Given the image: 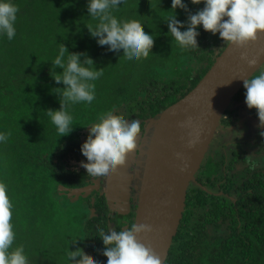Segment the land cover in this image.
Here are the masks:
<instances>
[{
    "label": "trees",
    "instance_id": "obj_1",
    "mask_svg": "<svg viewBox=\"0 0 264 264\" xmlns=\"http://www.w3.org/2000/svg\"><path fill=\"white\" fill-rule=\"evenodd\" d=\"M13 2L19 8L16 36L11 41L0 37V132L10 133L0 143V183L6 185L13 205V248L23 246L29 264H68L72 250L106 264L100 235L109 231L112 219L106 204L93 205L95 215L87 217L81 204L60 195L61 188L82 189L89 183L90 177L69 168V161L80 160L81 145L92 131L89 126L109 115L143 120L141 128L156 123L164 110L196 87L226 48L225 42L211 40L200 27L198 47L183 50L168 35L166 21L175 15L172 0H128L126 6L112 9V15L121 24H142L155 40L147 58L120 63L90 37L87 27L97 21L88 17L87 0ZM184 3L187 11H176L186 29L188 16L204 4ZM59 43L70 53H87L104 70L94 82L95 100L72 106L74 131L61 138L44 113L60 108L59 97L50 94L64 87L51 76ZM245 91L243 87L234 97L220 128L235 127L236 133L239 125L248 130L247 122L262 128L257 134L263 154L264 127L247 108ZM244 164L242 186L234 187L224 175L213 182L219 163L212 157L202 162L200 180L195 176L191 182L165 264H264V167L258 160L245 159ZM216 185L219 188L210 192Z\"/></svg>",
    "mask_w": 264,
    "mask_h": 264
},
{
    "label": "clouds",
    "instance_id": "obj_2",
    "mask_svg": "<svg viewBox=\"0 0 264 264\" xmlns=\"http://www.w3.org/2000/svg\"><path fill=\"white\" fill-rule=\"evenodd\" d=\"M127 3L128 0H87L88 17L97 21L87 29L98 46L105 47L120 63L126 61L132 64L152 53L155 39L144 31L142 24H121L112 15V9L126 6ZM191 3H203L204 8L188 16L186 29L177 19L176 11H187L184 0H172L171 11L175 15L166 21L168 35L183 50L198 47L200 27L213 35L218 33L225 46L240 49H246L264 36V0H191ZM18 12L19 8L13 0H0V37L6 36L9 41L15 38ZM241 59L253 67L256 65V61L249 60L246 55H242ZM51 65L52 79L64 87L50 90V94L59 97V110L48 109L44 113L61 138L74 131L72 106L91 104L95 100L94 82L103 75L104 70L98 69L87 53H70L63 43L58 44ZM56 69H62V72L58 73ZM243 86L247 108L256 112L260 126L264 127V70L259 69L250 79H245ZM89 127L92 131L80 148L87 163L80 162V167L94 181L107 182L126 165L128 157L137 151L143 131L141 122L136 119L129 121L113 114ZM9 135L0 132V143L6 142ZM194 144L195 140H192L188 146ZM12 208L6 185L0 183V264H29L23 246L13 248L15 232L11 223ZM151 231V226L147 224L132 223L119 231L110 228L107 232H101L106 264H163L161 257L138 239L140 233ZM67 262L98 264V261L88 258L82 250H72L67 256Z\"/></svg>",
    "mask_w": 264,
    "mask_h": 264
},
{
    "label": "water",
    "instance_id": "obj_3",
    "mask_svg": "<svg viewBox=\"0 0 264 264\" xmlns=\"http://www.w3.org/2000/svg\"><path fill=\"white\" fill-rule=\"evenodd\" d=\"M242 55L255 60L256 65L242 60ZM263 65L264 36L246 49L226 46L196 87L156 120L141 176L134 223L151 226L152 231L140 233L138 239L153 249L163 264L183 218L188 187L201 167L222 117L244 87V80L250 79ZM192 140L195 144L189 147ZM111 178L119 212H127L126 184L120 177Z\"/></svg>",
    "mask_w": 264,
    "mask_h": 264
},
{
    "label": "flooded vegetation",
    "instance_id": "obj_4",
    "mask_svg": "<svg viewBox=\"0 0 264 264\" xmlns=\"http://www.w3.org/2000/svg\"><path fill=\"white\" fill-rule=\"evenodd\" d=\"M233 118V117H232ZM141 123L144 122L143 120H139ZM246 127L248 130H244L242 127H238L239 129L235 133V127H225L218 128L215 135L217 134L219 138L222 136L224 139L221 141V143H215L212 145L215 135L211 141V144L209 146V149L205 155V158H208L209 156L213 158L214 162L219 163V171L216 175L212 177L213 182L215 181V178H219L220 176L224 175V180H230L234 184V187L242 186V184L239 182L242 180V175L240 174L245 166V159H249L251 162H254L255 160L259 161L260 168L264 167V153H259L261 149V141L262 138L257 134V131H263V129L258 128L257 126H253L251 123H246ZM147 126L144 125L142 128V136L141 139L138 140L140 142V151H138L137 155L141 154V151L144 150L146 142L149 145L150 139L147 141H143L144 136L148 133ZM237 129V128H236ZM222 135V136H221ZM232 137V139H230ZM143 142V143H141ZM145 143V145H144ZM148 148V147H147ZM147 151V149H146ZM264 152V151H263ZM146 160V159H145ZM203 160V161H204ZM145 164V163H144ZM202 165V164H201ZM256 166V163L254 164V167ZM144 167V165H143ZM77 171V170H74ZM83 170H78L77 173H80ZM134 171V170H133ZM200 171L201 167L196 173V180H200ZM142 171H140V174L142 176ZM141 176H138L141 179ZM137 176H134L133 184H131V187L128 191V197H129V209L127 212L123 211L124 213L119 212V203L115 202L113 203L116 206V210H112V203L107 198V188L101 189L97 185V183L92 179L88 178L87 181L89 182L86 186H84L82 189H88V192L81 191V187L78 188H64L60 190V195L72 202L73 204H81V207L86 211L87 217H92L95 215L93 205L97 203H101V206L103 204H106L107 206V212H108V218L112 219V223H110V228L115 229L117 231L122 230L124 228H127L132 223L135 222L136 218V212L138 207V197L140 193V185H136ZM138 178V179H139ZM108 182V181H107ZM199 184V182H198ZM221 184V181H220ZM128 184H126L127 186ZM201 185V184H200ZM105 187V185L103 184ZM135 186V187H134ZM108 187V186H107ZM218 185H216L210 192L216 191L218 189ZM60 189V187L58 188ZM191 191V183L188 187V192ZM222 193V192H220ZM117 197V196H116ZM115 199L113 200V202ZM90 203V204H89ZM186 208V207H185ZM105 211V210H104ZM92 212V213H91Z\"/></svg>",
    "mask_w": 264,
    "mask_h": 264
},
{
    "label": "rangeland",
    "instance_id": "obj_5",
    "mask_svg": "<svg viewBox=\"0 0 264 264\" xmlns=\"http://www.w3.org/2000/svg\"><path fill=\"white\" fill-rule=\"evenodd\" d=\"M213 38L218 39L217 41L221 40L218 33L216 35H213V34L210 33V39L212 40ZM260 69L264 70V65ZM153 123L155 124V121H152L150 124H148V126L146 128L148 133L144 136L143 141H145V140L148 141L150 139V137H152V134H153L154 130L150 129V128H151V126H153V128H154ZM239 127L243 128L242 125H239ZM219 130H218V132H219ZM218 132L215 135V138H214V141H213L212 145H214L215 143H221V141L224 139V137L222 135H221L222 137L219 138ZM230 139H232V137ZM141 143H143V142H141ZM139 144H140V142H138L137 151L134 154H132V155H130L128 157L126 165L124 167L120 168L118 170V172L114 174V177H120L122 179L123 183L128 184L126 186L127 194H128V191H129V189L131 187V184H133L134 176H137V178H136L137 181H136V185L135 186L140 185V187H141V179L138 176H141L140 171H142V169H143V165H144L145 159H146L145 155H146L149 147H148V143L147 142H146V145L144 143V145H145L144 150L141 151V154L137 155L138 151H140L141 150L140 148L142 147V146L140 147ZM146 149H147V151H146ZM82 161L84 163H87L86 161H84L83 155H81L80 160H76L74 158H71V160L68 163V167L73 169V170H77V171L78 170L79 171L83 170V168L80 167V162H82ZM111 179L108 182H97V181H95V182L97 183L96 186H98L99 188H101V189L107 188V191H108L107 198H109V200L111 201V203L113 205L112 210H116V206L113 204V203H115V201L113 202V200L116 198L115 197V192L113 190L114 181L111 180ZM103 184L105 185V187L103 186ZM115 186H116V183H115Z\"/></svg>",
    "mask_w": 264,
    "mask_h": 264
}]
</instances>
